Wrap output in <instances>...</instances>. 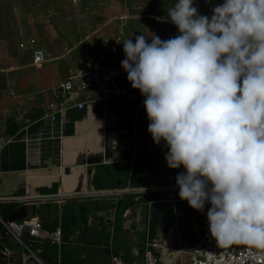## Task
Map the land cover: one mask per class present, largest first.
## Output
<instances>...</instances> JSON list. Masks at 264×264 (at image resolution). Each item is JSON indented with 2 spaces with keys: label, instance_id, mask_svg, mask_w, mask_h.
<instances>
[{
  "label": "crops",
  "instance_id": "1",
  "mask_svg": "<svg viewBox=\"0 0 264 264\" xmlns=\"http://www.w3.org/2000/svg\"><path fill=\"white\" fill-rule=\"evenodd\" d=\"M154 12L141 19L129 15L116 43L135 42L140 34L162 40L179 34L170 18ZM9 39L5 34L0 39L8 48L7 64L0 67V198L52 195L27 202L28 216L62 234L61 244L53 245L43 232L35 237L24 232L30 252L43 264H140L146 254L169 263L188 260L192 243L209 225L211 205L198 212L179 198L176 176L185 169H170L165 142H153L145 97L118 80V88L127 90L104 117L96 109L73 107L82 97L75 91L64 104L68 109L51 121V106L63 104L58 85L69 70L91 61L96 48L73 68L68 53L50 48L48 61L37 67L26 54L31 47L22 50L21 42ZM105 45L99 54L108 53ZM38 47L46 50L43 43ZM118 48L113 43L108 56L122 68L125 55Z\"/></svg>",
  "mask_w": 264,
  "mask_h": 264
},
{
  "label": "clouds",
  "instance_id": "2",
  "mask_svg": "<svg viewBox=\"0 0 264 264\" xmlns=\"http://www.w3.org/2000/svg\"><path fill=\"white\" fill-rule=\"evenodd\" d=\"M167 11L179 34L124 40L121 67L167 166L185 169L179 198L198 212L211 205L218 247L264 253V0H224L211 18L193 0Z\"/></svg>",
  "mask_w": 264,
  "mask_h": 264
},
{
  "label": "rangeland",
  "instance_id": "3",
  "mask_svg": "<svg viewBox=\"0 0 264 264\" xmlns=\"http://www.w3.org/2000/svg\"><path fill=\"white\" fill-rule=\"evenodd\" d=\"M163 2L168 8L171 4L174 6L176 0H0V14L8 21L3 24L4 34L17 45L23 39L35 38V46L43 43L47 53H50V48L57 54L68 53L71 56L70 67L73 68L93 55L92 48H96L93 51L95 56L103 55L110 59L108 55L113 43L116 48H123V41L116 43V37L120 35L121 26L130 19L129 15H136L132 10H143V14L152 8L155 16H159ZM223 2L193 0V5L199 15L209 17L212 14L209 9L213 10ZM137 17L144 18L140 14ZM104 44H107L104 47L108 52L106 55L99 54L98 50ZM4 48H7L6 42L0 44V67L7 64ZM26 51L31 55L30 49ZM77 51L78 56L74 57ZM12 244L20 253V246L14 241Z\"/></svg>",
  "mask_w": 264,
  "mask_h": 264
},
{
  "label": "built area",
  "instance_id": "4",
  "mask_svg": "<svg viewBox=\"0 0 264 264\" xmlns=\"http://www.w3.org/2000/svg\"><path fill=\"white\" fill-rule=\"evenodd\" d=\"M209 11L212 12L209 15V18H211L213 15L212 8ZM120 35H124L122 30L120 31ZM28 45L32 48L31 60L34 66L39 67L48 61L49 54L44 48L35 46L34 38H28L27 41H22L19 47L26 49ZM118 80L125 82L129 86L128 88H132L130 82L127 80V73L123 68H117L113 65L111 59L103 55H96L84 66L69 70L66 78L57 87V92L62 98L63 104L51 106L53 110L47 115L51 121H55L59 114L68 109L64 104L75 91H78L82 97L73 107L80 110L88 107L96 109L104 117L111 111L112 103L118 100L120 95L127 90H120L118 88ZM112 121L115 122L116 119ZM30 196L0 198V204H23L39 198H52V195L36 194ZM0 222L12 241L22 248L21 264H27L31 259H34L37 264H43L39 258L30 252L22 239L26 231L32 237L38 236L40 232H43L51 244H61V232L58 229L46 230L39 217L28 216L15 222L2 220ZM200 231L201 235L192 243L189 258L185 262H164L159 258L146 254L143 262L140 264H264V253H258L257 250L249 249L245 245H232L226 248L218 247L216 241L209 233V225ZM173 251V249H170L172 259L175 258Z\"/></svg>",
  "mask_w": 264,
  "mask_h": 264
},
{
  "label": "water",
  "instance_id": "5",
  "mask_svg": "<svg viewBox=\"0 0 264 264\" xmlns=\"http://www.w3.org/2000/svg\"><path fill=\"white\" fill-rule=\"evenodd\" d=\"M29 206L26 203L13 209L6 218L0 217V220L6 222H15L28 217ZM21 254L17 253L12 244V239L6 229L0 222V264H21Z\"/></svg>",
  "mask_w": 264,
  "mask_h": 264
},
{
  "label": "trees",
  "instance_id": "6",
  "mask_svg": "<svg viewBox=\"0 0 264 264\" xmlns=\"http://www.w3.org/2000/svg\"><path fill=\"white\" fill-rule=\"evenodd\" d=\"M172 6H170V7H168L167 8V6H166V2L164 3H162V8H161V10L163 11V12H161V15H164V16H166L167 18H169L168 17V9L169 8H171V7H173V4H171ZM194 6V5H193ZM134 13L133 14H136V15H139V14H141V10L139 11V10H132ZM148 12H153V9L152 8H149L148 10H147ZM150 14H154V13H150ZM5 22H6V24L8 23V21L4 18H2L1 17V14H0V39L1 38H3L4 37V25H5ZM4 24V25H3ZM9 40H11V39H9ZM12 41H10L9 42V45H10V47L11 48H16V46L14 45V43L12 44L11 43ZM29 47H31L30 45H28ZM31 52H32V48H31ZM18 206H20L19 204H16V203H11V204H7L6 206H4L3 208L1 207L0 208V215L2 216V218H6L7 217V215L13 210V209H15L16 207H18Z\"/></svg>",
  "mask_w": 264,
  "mask_h": 264
}]
</instances>
